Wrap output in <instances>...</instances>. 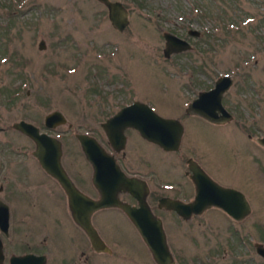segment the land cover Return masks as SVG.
Segmentation results:
<instances>
[{
  "label": "rangeland",
  "instance_id": "rangeland-1",
  "mask_svg": "<svg viewBox=\"0 0 264 264\" xmlns=\"http://www.w3.org/2000/svg\"><path fill=\"white\" fill-rule=\"evenodd\" d=\"M119 1L129 10V24L122 31L113 27L99 0H0V183L6 182L10 157L30 162L34 185L47 181L37 172L33 143L14 122L24 119L44 129L45 115L58 109L66 122L50 132L67 145L70 138L75 142L74 129L100 133L99 122L112 106L104 103L105 96L119 90L121 96L114 95L111 103L132 94L146 97L163 116L183 121L184 146L178 151L183 159L178 166L175 152L134 137L128 146L134 166L153 168L160 175L151 181L166 185L178 180L179 167L187 169L185 158L191 155L224 186L241 190L251 205L240 220L215 206L185 219L154 208L163 219L175 263L264 264L255 249L264 244V147L256 141L264 135V0ZM187 29L200 33L189 35ZM164 31L187 37L192 48L166 57ZM221 74L233 79L223 97L233 119L216 126L185 115L186 101ZM14 89L16 96L10 93ZM68 123L73 127L69 131ZM188 135L195 154L186 147ZM76 143L75 154L67 147L63 156L69 169L76 167L74 160L77 165L85 160ZM17 146L28 149L17 151ZM144 157L147 161L141 162ZM12 177H17L14 172ZM46 188L54 192L55 187ZM7 191H0V199ZM21 199L32 210L33 237L23 240L35 242L34 251L45 252L47 264H62L71 256L85 264L82 251L93 257L87 264H157L120 209L94 212L92 222L107 245L97 253L58 197L43 190ZM11 210L15 225L19 213ZM45 229L52 231L50 239ZM4 250L3 264H9L14 249L5 242Z\"/></svg>",
  "mask_w": 264,
  "mask_h": 264
},
{
  "label": "water",
  "instance_id": "water-1",
  "mask_svg": "<svg viewBox=\"0 0 264 264\" xmlns=\"http://www.w3.org/2000/svg\"><path fill=\"white\" fill-rule=\"evenodd\" d=\"M100 1H103L107 6L108 16L112 25L122 30L129 22L127 9L124 5L117 0ZM190 32L193 34L199 33L197 29H191ZM163 36L165 38V56H169L172 52H178L191 47L189 41L173 32L164 31ZM44 45V40H40L39 46L42 48ZM231 83V75H219L212 88L200 91L191 100L189 104L190 112L197 113L212 122H225L230 120L232 114L223 106L221 98ZM139 103L136 101L133 102L103 122L102 124L107 133L110 135L114 131L113 128L120 124L118 127V136L122 137L123 128L129 125L137 128L144 136L157 142L164 148L176 149L179 146L183 132V126L180 120L174 117L160 115L152 108H149L148 117L145 113L133 112V109ZM219 111L221 114H219ZM122 118H126V120L120 123V119ZM44 119L45 124L49 127L66 122V117L58 109L47 113ZM13 125L35 141L36 149L33 151L34 155L38 158L41 165L49 173L54 175L65 188L73 216L76 222L86 232L95 250H105L107 249V245L93 226L91 214L98 208L116 205L123 209L134 224L147 245L154 261L157 264H174L162 220L152 211L147 203L145 192L142 189L143 182L135 177H127L115 164L113 166V172L106 173L101 168V165L99 166L100 157H105L106 153L94 138L84 133L78 134V138L83 145L87 157L93 161L95 166L93 180L102 191V196L98 199H93L83 194L72 184L60 164L61 146L60 141L55 136L40 131L37 125L24 119L14 122ZM110 138L112 139V136ZM256 140L264 146V135L258 136ZM190 169L193 172L191 177L196 186L194 197L187 202L163 197L161 202L166 207L175 209L184 218H189L192 214L201 213L209 206H217L223 209L236 220L242 219L251 211L250 202L241 190L235 187L221 185L194 162L190 164ZM113 177H116L112 179L113 184L107 183ZM116 184H122L132 193L137 198L138 204L132 205L116 197L114 195V189H112ZM8 214V206L0 200V227L2 229L7 228ZM255 249L264 259V244L257 243ZM4 257L3 243L0 238V264H3ZM9 264H46V256L32 252L20 255L14 254L9 257Z\"/></svg>",
  "mask_w": 264,
  "mask_h": 264
},
{
  "label": "flooded vegetation",
  "instance_id": "flooded-vegetation-1",
  "mask_svg": "<svg viewBox=\"0 0 264 264\" xmlns=\"http://www.w3.org/2000/svg\"><path fill=\"white\" fill-rule=\"evenodd\" d=\"M117 1H119V0H117ZM101 2L105 5V3L103 1H101ZM124 7L127 9V7L125 5H124ZM107 16H108V11H107ZM127 16H128V19H129V10L128 9H127ZM108 18H109V16H108ZM128 24H129V22L125 25V27ZM117 30H119V29H117ZM122 30H120V31H122ZM190 30L191 29H187V34H189V35L198 36L199 33H200L199 32L198 34H193V33L190 32ZM178 36H180V35H178ZM180 37H182V36H180ZM182 38H184L187 41H189L187 39V37H182ZM189 43L191 45V47H189V48H192L193 45L191 44L190 41H189ZM185 50H187V49H185ZM185 50L178 51V53L182 52V51H185ZM163 53H164V48H163ZM173 53L174 52H172L171 54H173ZM164 55H165V53H164ZM169 56H166V57H169ZM232 81H233V79H232ZM214 84H215V82L213 83L212 86H208V88L201 89V90L197 91L196 96L198 95V93L200 91L208 90V89L212 88L214 86ZM224 93H223L222 98H221L222 104L227 110L230 111V113L232 114V118L231 119H233V116H234L233 115V111L228 109L225 106L224 102H223ZM114 95H115V98L117 99V98H119L121 96V93L119 92V90H117L115 92V94H111L109 96H105L104 97V103L106 105H108V106L112 104V106H110L108 108V110L105 111V115H106L105 119H103V120H101L99 122V127H100V129H99L100 133L99 134L98 133L96 134V132H94V131L90 132L88 129L83 130L81 132L77 131L76 129H74L72 131V135L75 137V142H77L76 145L78 147V150H80V152L82 151L83 156H84L83 158L85 159V160H82L79 165H77V161L74 160V163H73L74 165L73 166H76L75 168H72V169L70 168L69 169V167H67V165H66V163H65V161L63 159L64 153H65V150H66L67 147H69V149L66 150L67 152L75 154V150H74L75 149V142L73 143L72 139L68 138L69 139L67 141L68 144L64 145L63 144V139H61V137H59L58 135H55L54 133L50 132V131L54 130L57 126H53V127L47 126L45 124V119H44V127H43L45 130L42 129L40 126H38V127H39L40 131L46 132V133H48L50 135H53L60 141V146H61V154H60V158H59L60 164H61L63 170L65 171L66 175L71 180L72 184L76 187L77 190H79L83 194H85V195H87V196H89V197H91L93 199H98V198H100L102 196V191L95 184V182L93 180L95 166H94L93 161H91L87 157V155L85 153L83 145H82L81 141L78 138V134L79 133H84V134L94 138L98 142V144L101 146V148L105 151L106 156L103 157V158L100 157L99 166L101 165V168L104 169L106 171V173H112L113 170H114L113 166L115 164L118 167V169L121 170L127 177H135L138 180L143 182V188L142 189H143V192H145V199H146L147 203L149 204V206L151 207L153 212H155L154 208H156L159 211L161 210V211H168V212L174 213L180 219H185L175 209L166 207L164 205V203L161 202V199L163 197H167V198H174V199H179V200L187 202V201H190L194 197V195L196 193V186H195V183H194V181H193V179L191 177L193 172L190 169V164L192 162H194L195 164H198L213 180H215L216 182L220 183L221 185H224V184L219 182L209 171L206 170V168L204 166H202L200 164V162L196 158H193L189 154H188L189 156L187 158H185V161L187 163V169H183L181 171L180 167H179V171L178 172L180 174L176 177L178 180L173 181L172 183L170 182L169 184H166V185H162L161 184V183H167V182H163V181H157L158 183L157 182L156 183L152 182L151 180L154 179L155 177L157 178L158 175H160V174H158L156 171H154L153 168H148L147 167L148 164L145 165L147 168L144 167L146 169H143V168L140 169V168H137L136 166H134V164L132 162V158L129 156V151H128L129 144L131 143V141L135 137L136 139H142L144 141H148V143L150 142L152 144H155V145H157L158 147H160L161 149H163L165 151H173L178 156V151H180V148L184 146V144L182 142H183V137L185 136V130H186L185 128L186 127H185L183 121L181 120V118L180 117H176L177 119L180 120V122L182 123V126H183V132L181 134L179 146L176 149H166V148H164L163 146H161L157 142H155V141L147 138L146 136H144L137 128H135L133 126H129V125L125 126L123 128L122 137L118 136V127H119L120 124L116 125L113 128L114 131L113 132L111 131L112 133L109 135L107 133V131L105 130V128H104L102 123L105 122L110 116L116 114L121 109L129 106L130 104H132L135 101L136 102H140V103L138 104L137 107H135L133 109V112L141 113V114L145 113L147 117H148L149 108H152L153 110H155L157 112V110L153 107L152 101L149 98L145 97V99L144 98L142 99L140 97H137L135 94H132L131 98L128 99V100L127 99L126 100H119V102L111 103L112 99L114 98ZM196 96H193L188 101H186V103L184 104V111L183 112H184L185 115L197 116L198 118H203L207 122H210L211 124H214L216 126H220V125H222V124H224V123H226L228 121L227 120L225 122H212V121L206 119L205 117H203V116H201V115H199L197 113L190 112L189 104H190L191 100L194 99ZM116 99H114V100H116ZM157 113H159V112H157ZM127 114H128V112H127ZM219 114H221L220 111H219ZM160 115H162V114H160ZM125 120H126V118L120 119V123L125 121ZM147 121H148V118H147ZM71 129H73L72 124L68 123L67 131H69ZM20 132L29 141H31L33 143V148L34 149H32L30 152L34 155L33 151L36 149L35 141L29 135L25 134L22 131H20ZM111 136H112V139L110 138ZM248 137H251L250 133H248ZM187 139L188 140H187V143H186V147H188L191 150V152L194 151V154H195V152H197L196 146L191 144L189 135H188ZM22 148L23 147L20 148L19 146H17L15 149L17 151H20V150H22ZM25 148L28 149V146H25L23 149H25ZM25 152H26V150H25ZM77 154H79V153H77ZM34 157L36 158L37 167L39 169V171H37L38 174H40L41 176L46 177L47 181H44V183H42V181H39V182L35 183V185H34L32 183L33 182L32 179H31V177L33 175V173H32V168L33 167L30 164V162L28 163L27 160H24V159H21L19 161H15L13 159V157H10L11 160L9 161L8 167H7V171L8 172L5 175H3L4 176V181L3 182H5V180H6V182L5 183H0V191H2L4 189H8L6 198L0 199L1 202H3L4 204H6L8 206V213H9L8 214V225H7V228L2 229L0 227V238H1L2 243H3V252H4V255L6 257L5 250H4L5 242L10 245V249L12 247L14 249V251H15V252L13 251V252H11L9 254L8 263H9V257L11 255H14V254L15 255H20V254H25V253H28V252H32V253H36V254H44L46 256V264H47V260H48L47 254L45 252H41V251H34L35 249H33V246H35V244H31V243H35V242H29L30 239H27L28 240L27 243L25 242V240H23L24 238L26 239V238L33 237V236H30L31 234H33V231H32V224H31V222L29 220L30 217L32 216V214H31L32 210L27 208V206H26L27 203L24 202V200L21 199V197L24 198L25 195H28V194L29 195L30 194L34 195L36 193H42L43 190L44 191L47 190L48 193H52L56 199L58 197V199L60 201L61 200L63 201V204H64L63 207L66 208V210L68 212L69 219L72 221V224L73 225L75 224L77 226V228H81V230H83V228L76 222V220H75V218L73 216L72 208H71L70 203H69L68 194H67L65 188L62 186L60 181L54 175L49 173L41 165L40 161L38 160V158L35 155H34ZM72 157L74 158L73 155H72ZM177 158H178V166H180L181 165V161L183 159V156H181V153L179 154V156ZM140 160H141V162H145V161H147V158L146 157L140 158ZM12 172H14L17 177H12ZM185 177H186V180H184ZM21 178H23V179H21ZM115 178L116 177L110 178L107 181V183L113 184L112 183L113 182L112 179H115ZM154 183H155L156 186L152 185ZM48 185L49 186H54L56 188V189L54 188V192H52L49 188H46V186L48 187ZM112 189H114V195L116 197H118L121 201L130 203L132 205H137L138 204L137 198L132 193H130L122 184H116L115 186H113ZM183 190H187L191 194L188 193L189 196L185 195V194L180 196L179 194L175 193L176 191L179 192V191H183ZM185 193H187V192H185ZM18 198H20L22 201L18 202ZM20 203L22 205H25V206L21 207ZM30 203H32L34 205L32 200H30ZM12 207L16 208L18 210V213H19V215L16 217L15 225H11V222H13V216L11 215ZM209 207H211V206H209ZM215 207H217V206H215ZM108 208L109 209L110 208H117V209H120V211H123V209L121 207L116 206V205H110V206H105V207L98 208V209H96V210H94L92 212V214H91V222H92V218H93L94 212H96L97 210H104V209H108ZM207 208H205V209H207ZM217 208H219V207H217ZM219 209H221V208H219ZM221 210L224 211L223 209H221ZM224 212L228 216H230L226 211H224ZM198 214H200V213H198ZM125 215H126V213H125ZM194 215H197V214H192L191 217L194 216ZM157 216H159V215H157ZM160 218H161L162 223H163L162 217H160ZM232 219H234V218H232ZM92 224H93V222H92ZM93 226H94V224H93ZM21 228H23V229H21ZM96 230H97V228H96ZM45 232L47 233L46 237H48L50 239V237L52 235V231H49L48 229H45ZM83 232L86 234V232L84 230H83ZM97 232H98V230H97ZM21 234L23 236H21ZM72 235H73V232H71V239L73 238ZM18 236H20V238H18ZM86 236H87V234H86ZM3 237H4L5 241H3ZM88 240H89V238H88ZM18 241H19L20 244L17 245ZM23 242L26 243V245L22 244ZM23 245H24V247H23ZM89 245H90L91 248H93L92 245H91L90 240H89ZM94 251L97 252V253H100V251H97L95 249H94ZM81 254L85 255V261H86L85 264H87L89 262V260L93 259V257H90L89 255L85 254V252H83V251H82ZM172 255H173V253H172ZM5 257H4V259H5ZM261 258H262V256H261ZM78 259L73 257V256H71L68 259L69 261L68 260L67 261L63 260L62 264H65V263H67V264H79L78 263ZM173 260H174V264H176L175 263L176 260L174 258V255H173ZM75 261H77V262H75ZM243 263L244 262H242V264Z\"/></svg>",
  "mask_w": 264,
  "mask_h": 264
},
{
  "label": "trees",
  "instance_id": "trees-1",
  "mask_svg": "<svg viewBox=\"0 0 264 264\" xmlns=\"http://www.w3.org/2000/svg\"><path fill=\"white\" fill-rule=\"evenodd\" d=\"M14 91L17 92V90L14 89V90L10 91V93H11V95L14 94L16 96V92H14Z\"/></svg>",
  "mask_w": 264,
  "mask_h": 264
}]
</instances>
